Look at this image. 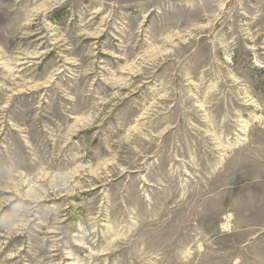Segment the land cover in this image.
<instances>
[{
	"label": "rangeland",
	"instance_id": "374dc122",
	"mask_svg": "<svg viewBox=\"0 0 264 264\" xmlns=\"http://www.w3.org/2000/svg\"><path fill=\"white\" fill-rule=\"evenodd\" d=\"M0 264H264V0H0Z\"/></svg>",
	"mask_w": 264,
	"mask_h": 264
}]
</instances>
